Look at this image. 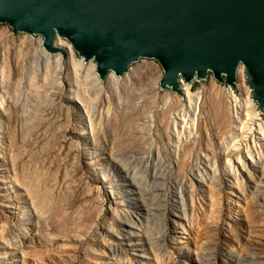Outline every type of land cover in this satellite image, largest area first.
<instances>
[{"label":"rangeland","instance_id":"obj_1","mask_svg":"<svg viewBox=\"0 0 264 264\" xmlns=\"http://www.w3.org/2000/svg\"><path fill=\"white\" fill-rule=\"evenodd\" d=\"M0 22V264H264V110L245 67L162 88ZM57 54H61L57 55Z\"/></svg>","mask_w":264,"mask_h":264},{"label":"water","instance_id":"obj_2","mask_svg":"<svg viewBox=\"0 0 264 264\" xmlns=\"http://www.w3.org/2000/svg\"><path fill=\"white\" fill-rule=\"evenodd\" d=\"M0 22L15 34H41L49 53L69 40L100 80L121 77L142 58L164 68L162 88L213 71L234 86L245 67L253 99L264 110V0H0Z\"/></svg>","mask_w":264,"mask_h":264},{"label":"bare ground","instance_id":"obj_3","mask_svg":"<svg viewBox=\"0 0 264 264\" xmlns=\"http://www.w3.org/2000/svg\"><path fill=\"white\" fill-rule=\"evenodd\" d=\"M44 42H45V40H44ZM56 43V42H55ZM43 46H44V44H43ZM44 49H45V52H46V54L48 55V56H51L49 53H48V51L46 50V48H45V46H44ZM62 49V48H61ZM64 50V49H63ZM65 51V50H64ZM57 55H60L61 56V54H57ZM97 75H98V73H97ZM98 77H99V75H98Z\"/></svg>","mask_w":264,"mask_h":264}]
</instances>
